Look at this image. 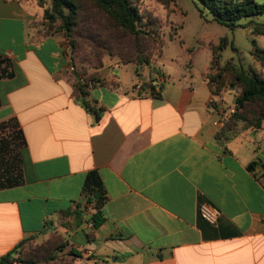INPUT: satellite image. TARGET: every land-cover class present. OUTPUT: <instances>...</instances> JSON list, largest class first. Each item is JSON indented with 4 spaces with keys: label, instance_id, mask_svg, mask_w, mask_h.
Returning a JSON list of instances; mask_svg holds the SVG:
<instances>
[{
    "label": "crops",
    "instance_id": "crops-1",
    "mask_svg": "<svg viewBox=\"0 0 264 264\" xmlns=\"http://www.w3.org/2000/svg\"><path fill=\"white\" fill-rule=\"evenodd\" d=\"M37 13L0 0V54L13 67L0 78V123L14 120L26 141L24 183L0 189V258L56 235L73 264H264V121L214 125L211 62L202 74L162 58L154 69L115 66L80 97L70 46L39 38ZM160 70L168 80L152 95ZM91 171L103 202L84 192ZM202 204L219 211L215 224L200 217Z\"/></svg>",
    "mask_w": 264,
    "mask_h": 264
},
{
    "label": "rangeland",
    "instance_id": "rangeland-1",
    "mask_svg": "<svg viewBox=\"0 0 264 264\" xmlns=\"http://www.w3.org/2000/svg\"><path fill=\"white\" fill-rule=\"evenodd\" d=\"M26 1L38 10L33 22L34 27L38 29V37L61 35L70 46L74 56L72 63L79 77L89 83H105L103 70L119 65L130 64L131 68L137 65V70L142 71L144 67L154 69L160 66L159 61L162 58L161 61L164 60L168 66L181 67V71L192 69L193 72L202 74L211 62L209 70L205 72L206 79L221 85L224 95L226 93L230 99L232 97V102H236L244 85H234L233 66H239L249 74L264 78L262 70L255 68L250 54L255 46L264 49V36L251 34L242 28L232 30L219 24L207 12L203 17L198 0H131L140 15L139 27L142 33L137 36L124 30L110 32L106 27V13L98 9L93 0H75L81 16L72 35L79 43L76 52H73L68 38L60 28L61 22L50 24L43 19L45 9L52 6V0ZM255 1L264 4V0ZM251 20L264 23V14L244 18L240 22L247 24ZM233 43L237 49L232 48ZM94 45L102 47L96 51L95 47L92 48ZM94 54L99 55L100 62H96ZM259 63L264 66V62ZM175 73L173 71V75ZM259 114L260 103L251 101L246 103L238 119L246 118L248 122H255ZM51 239L56 245L55 241L59 238L54 235ZM52 243H46V240H32L23 246L16 256L36 262L46 258L49 261L46 264H73V256H70L72 254L69 251L53 255Z\"/></svg>",
    "mask_w": 264,
    "mask_h": 264
},
{
    "label": "trees",
    "instance_id": "trees-1",
    "mask_svg": "<svg viewBox=\"0 0 264 264\" xmlns=\"http://www.w3.org/2000/svg\"><path fill=\"white\" fill-rule=\"evenodd\" d=\"M96 3V7L104 11L108 20L106 21V27L110 29V32L115 33L119 31H126L130 35L137 36L142 33L139 27L140 15L133 5L131 0H93ZM201 5L200 13L203 17L206 16V12L213 16V19L219 24L225 25L232 30L242 28L251 32V34L257 36H264V23H259L254 20L243 24L240 21L244 18H254L264 14V4H260L255 0H198ZM43 19L50 24H55L57 21L61 22L60 28L64 31V35L68 38L73 52L79 48L78 41L74 38L73 32L78 26L81 19L79 15L78 5L75 0H52V6L46 8L44 11ZM45 21V22H46ZM80 37V36H79ZM95 50L98 51L102 46L94 45ZM233 49H237L235 45ZM251 54L260 62H264V49L257 46L254 47ZM96 62H100L101 59L98 54H94ZM74 60V56H72ZM232 69L235 73L234 85L238 86V83H242L243 90L240 96L236 99L235 105L237 108L236 114L229 122L228 127H235L237 122L243 121L246 124L260 128L264 121V78L257 74H249L243 68L239 66H233ZM71 72L75 75V89L79 93L80 97H84L87 94V87L89 82L86 80L81 81L78 71L73 66ZM13 75V67L10 59L5 55L0 54V78L11 77ZM209 80V79H208ZM209 83L212 87L213 94L218 96L222 93L221 85L214 81ZM151 89V94L155 92L154 80H151L147 84ZM251 101H258L260 103V114L256 118L255 122H248L246 118H240L239 114L244 111L246 103ZM1 105V100H0ZM85 105L88 104L85 102ZM97 112V116H98ZM238 119V120H237ZM26 145L25 137L18 128L17 123L11 120L6 123H0V189L10 188L21 185L24 183V172L21 167L20 150ZM84 192L86 195L95 197L101 202L104 201L103 184L99 174L96 171L88 173L85 184ZM104 221V218L100 212H97L93 216L94 227L97 228ZM59 239L56 245L52 243V239L46 241L51 242L53 247V255L58 254V251L64 249L66 244L64 238L57 236ZM32 239H26L17 245L11 252L0 258V264H13L15 262H22L24 264H46L49 261L44 258L43 260L36 262L32 259L18 258L16 254L23 246ZM46 251H48L46 249ZM73 255L78 256V253L73 252ZM47 257V256H46ZM53 257V256H52ZM53 259V258H51Z\"/></svg>",
    "mask_w": 264,
    "mask_h": 264
},
{
    "label": "built area",
    "instance_id": "built-area-1",
    "mask_svg": "<svg viewBox=\"0 0 264 264\" xmlns=\"http://www.w3.org/2000/svg\"><path fill=\"white\" fill-rule=\"evenodd\" d=\"M81 81H84L83 78H80ZM168 80L167 75L163 70H160L156 73V77L154 80L155 93L159 91L160 85L166 83ZM137 89L141 90V86L137 85ZM209 105L215 110L218 118L214 122V125L217 128H224L228 122L233 118L236 114L237 108L235 104L226 105L222 98H219L215 95L209 98ZM199 215L202 219L207 221L210 224H215L218 219L219 211L208 204H202L199 207Z\"/></svg>",
    "mask_w": 264,
    "mask_h": 264
}]
</instances>
